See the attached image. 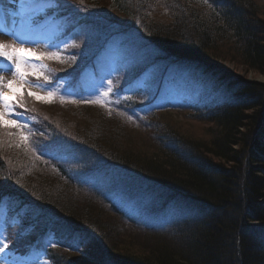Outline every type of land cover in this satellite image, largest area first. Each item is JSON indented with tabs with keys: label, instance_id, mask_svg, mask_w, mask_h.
Returning a JSON list of instances; mask_svg holds the SVG:
<instances>
[{
	"label": "trees",
	"instance_id": "trees-1",
	"mask_svg": "<svg viewBox=\"0 0 264 264\" xmlns=\"http://www.w3.org/2000/svg\"><path fill=\"white\" fill-rule=\"evenodd\" d=\"M21 2L29 30L61 48L40 53L59 58L35 59L46 67L29 76L51 87V102L25 94V127L0 126L10 249L40 242L53 264H264V127L252 147L264 114V80L253 78L264 77V0ZM106 46L113 65L94 94L83 73ZM170 72H187L207 100L168 91ZM183 117L207 122L206 137Z\"/></svg>",
	"mask_w": 264,
	"mask_h": 264
},
{
	"label": "snow or ice",
	"instance_id": "snow-or-ice-1",
	"mask_svg": "<svg viewBox=\"0 0 264 264\" xmlns=\"http://www.w3.org/2000/svg\"><path fill=\"white\" fill-rule=\"evenodd\" d=\"M78 47V45H76ZM0 57H3L6 61L11 62L10 67H14L13 78L10 80H5L3 77H0V126L2 127H14V128H23L24 124L20 123L17 119H5V117H14L19 116L20 113L16 111L18 108H24L23 95L21 89L24 84L31 83L29 76H35L37 81L41 78L42 72L38 68L46 67V65H35L32 63V58L38 60L59 58L58 54H40L37 55L33 52L32 49L23 47V45L17 47L16 45H9L6 43L0 42ZM72 60H75V56L72 57ZM26 69H31L28 71ZM45 81L48 80V77H43ZM111 81H108V84L111 85ZM33 87H44L39 83L32 84ZM111 91V88L103 92V96L107 97L108 93ZM29 96H34L39 100H44L45 102H51L53 98V92L49 91L47 96H40L36 92L29 91ZM63 100V98H61ZM85 102H100L99 98L94 101H85ZM27 139V137H23ZM55 247V245H53ZM9 245L7 242H0V255H3L6 250H8Z\"/></svg>",
	"mask_w": 264,
	"mask_h": 264
},
{
	"label": "rangeland",
	"instance_id": "rangeland-1",
	"mask_svg": "<svg viewBox=\"0 0 264 264\" xmlns=\"http://www.w3.org/2000/svg\"><path fill=\"white\" fill-rule=\"evenodd\" d=\"M160 18L164 19L163 20L164 22H168V21L171 20L170 17L168 16V14L162 15ZM12 24H13V20H12ZM14 37H15V35H12V38H14ZM6 40H8L9 42L6 41ZM0 42L6 43V44H9V45H13V42L7 36L6 37L4 36L3 39L0 40ZM27 48L28 49H33V45H28ZM225 48H227L229 50V49H232L233 47L228 48L227 46H225ZM41 51H43V53L47 52L44 49H42ZM105 53L110 54L108 51H106ZM10 63L11 62L5 60L3 65H2L3 66L2 68H7L8 72H6V73L9 74L10 76H13L12 74L14 72V68L10 67ZM220 63H222V62H220ZM103 65H105V62L103 63ZM223 65L232 68L231 67L232 65L231 66L228 65L227 62H224ZM252 74L250 73L248 77L249 78L253 77L254 75H252ZM253 78H255L257 80L258 79L259 80H264V77L261 76V75H258V74H257V76H254ZM5 80H7V79H5ZM8 80H10V79H8ZM32 84L33 83L24 84L23 88H26L28 90V92L29 91L36 92L40 96H47L49 91L46 88L33 87ZM23 88L21 89V92H23V90H24ZM32 97L39 101V99H37L36 97H34V96H32ZM81 100H82V98H79V97L76 98V101H81ZM40 101H42V100H40ZM19 118H20V115L19 116H14V117H5V119H17V120H19ZM181 121H182L181 123H182L183 128L187 129V131L191 135H199V136H203V138L206 137L205 134H206V132L209 129L207 122L204 123V122H201V121H198V120H194V121L193 120H187L184 117L181 118ZM54 186H55V189L57 188L58 190L60 189V191H62V188H61L60 185L56 184ZM70 196L71 197H69L68 195L66 196V198H70V203L69 204H77L78 206L82 204L81 196H79V195H77V196L76 195L75 196L70 195ZM95 205L97 206V204H95ZM250 223L252 225L253 224L254 225L261 224V222L259 220H256V219L251 221ZM2 228H3L2 222H0V242H6V241H4V234H3ZM15 259L16 258H11V257L9 258L8 257V252L6 251L3 255H0V264H6V263H8L10 261H14ZM19 264H50V262L46 261L41 255L38 254V255L28 256L27 258L20 259Z\"/></svg>",
	"mask_w": 264,
	"mask_h": 264
},
{
	"label": "bare ground",
	"instance_id": "bare-ground-1",
	"mask_svg": "<svg viewBox=\"0 0 264 264\" xmlns=\"http://www.w3.org/2000/svg\"><path fill=\"white\" fill-rule=\"evenodd\" d=\"M181 74L184 77H187V75H188L187 72H183ZM182 75L181 76H179V75L176 76L171 81V84L168 85L167 90L171 91L173 88L180 89L181 91H183V93H185L186 98L192 103L195 102V103L202 104L205 100H207V98H208L207 92H205V90L203 88H201V87H199L197 85H194V83L191 84L190 82H187ZM217 77H221V75H219L216 72L209 76V78H211V79H214V78L218 79ZM80 102H83V100L80 101ZM158 106H160L159 102H157L156 104L154 103L153 107L156 108ZM263 119H264V114L259 118V120H257L259 125L256 126V124H255V126L257 127L256 131L254 130V128L253 129L251 128L256 133V135L252 138V141H253L252 147L253 148H258L259 147L258 145H259V141H260L259 140L260 139V134H261L260 132H261L262 128L264 127ZM261 121H263V123ZM131 132L132 131L130 130V131H127L126 133H127V135H129V133H131ZM127 135H125V136H127ZM135 168L137 170H142V168L137 166V165H135ZM16 180H19V179H15V182H16Z\"/></svg>",
	"mask_w": 264,
	"mask_h": 264
}]
</instances>
